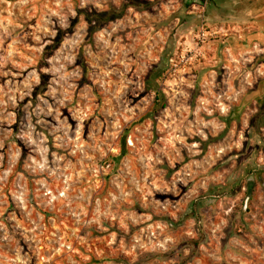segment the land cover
Instances as JSON below:
<instances>
[{"label":"rangeland","instance_id":"rangeland-1","mask_svg":"<svg viewBox=\"0 0 264 264\" xmlns=\"http://www.w3.org/2000/svg\"><path fill=\"white\" fill-rule=\"evenodd\" d=\"M161 3L167 0H128L122 5L123 14L109 20V12L93 9L91 19L85 16V22L95 21L87 31L95 36L110 29L114 18L123 19L130 8L156 17ZM176 3L178 7L168 20L154 25L155 32L139 37L133 34L134 51L159 43L160 59L143 66L144 90L138 96L124 89L126 101H133L126 104L124 121L113 122L109 128L102 114L93 113L84 122L87 127L83 135L74 137L81 149L91 140L97 146L95 154L72 158V171L62 181L50 178L44 183L42 176L24 174L28 149L22 142L17 141L21 148L18 158L5 156L0 169V238L5 235L2 229H6L9 240L0 245V264H179L180 256L189 255V245L185 243L198 237L206 243L198 248L202 258L192 264H214L217 261L211 253L220 252L225 238L222 233L228 227L232 229L230 235L236 236L253 230V226L248 232L241 226L236 228L234 221L246 216V221L254 222L255 227L264 221V214H259L264 201L257 195L264 183V162L260 144L252 143L254 138L264 142V130L249 136V111L238 118L229 115L250 90L249 84L263 76L264 52L256 49L252 58L248 51L235 50L230 45L237 42L244 48L247 26L244 21H225L230 16L227 11L234 6L242 10L234 0ZM0 5L6 6V0H0ZM220 12L221 17L216 15ZM34 15L30 23L38 26L40 22ZM96 15L103 18L98 20ZM4 16L6 13L0 15V21ZM78 26L77 18L71 28L72 37ZM169 27L171 31L165 39L162 29ZM17 39L23 36L18 34ZM110 43L116 45L117 40L111 39ZM129 43L119 41L120 50ZM152 54L149 52V59ZM83 55V51L78 53L77 64L87 63L81 60ZM129 77L134 82L141 79L132 72ZM107 83L111 88L116 82ZM116 91L121 94L120 87ZM94 103L100 105L103 101ZM61 115H70V109L63 108ZM97 120L102 126L94 136ZM69 124L74 130L75 119ZM3 127L18 131L15 123ZM3 151L8 152L7 144ZM53 152L54 147L49 148V161ZM240 153L255 155L259 165L245 168L247 184L251 179L252 183L256 181V187L248 192L247 186L243 194L239 181L222 187L225 178L220 175L228 167L222 161L236 158L238 167L243 164ZM158 155L163 160L154 164ZM196 180L201 181L200 185ZM41 189L50 203L40 202ZM65 189L64 196L51 199ZM180 189L183 191L177 194ZM221 209L228 225L210 231L220 224ZM165 240L168 243L159 247Z\"/></svg>","mask_w":264,"mask_h":264},{"label":"clouds","instance_id":"clouds-1","mask_svg":"<svg viewBox=\"0 0 264 264\" xmlns=\"http://www.w3.org/2000/svg\"><path fill=\"white\" fill-rule=\"evenodd\" d=\"M127 2L128 0H11L9 3L6 0V6L0 5V15L6 13L0 21V169L4 166L6 155L14 158L21 155V148L17 147V141H20L28 149L27 159L23 161L26 176H42L44 179L41 183L50 178L62 181L66 173L72 171V158L84 159L89 153L95 154L97 146L91 140L81 149L80 142L74 139L77 135H83L87 127L84 122L89 116L93 113L102 114L105 126L109 128L113 122L124 121L127 116L126 104L133 102L126 101L124 89L130 90L133 97L138 96L139 92L144 90L143 66L151 65L160 59L159 43L149 49L134 51L133 34L137 37L150 35L156 31L154 25L168 20L171 12L178 7L176 0H167L166 4H160L156 17L148 16L144 12L137 13L134 8H130L123 19L114 18L110 29L99 31L95 36L87 31L95 24L94 20L91 24L85 22V16L91 19L93 9L100 13H119L123 10L122 5ZM155 2L156 0H149V3ZM234 3L242 5L240 15L246 20L264 16V0H234ZM89 5L92 7H88ZM78 10L85 11L81 13ZM33 15L40 22L38 26L30 23ZM77 18L79 26L72 37L71 28ZM126 29L132 31H125ZM137 29H140V32H137ZM170 31V27L162 29L165 39ZM18 34L23 36V39L18 40ZM85 36L89 39L85 40ZM111 39H116L117 44H111ZM121 40L131 42L123 51L119 48ZM61 41L62 47L59 46ZM81 51L84 54L81 60H87L86 64L76 63ZM149 52L153 53L150 59ZM130 72L134 77L141 79L134 82L129 77ZM85 73L88 74L87 78H84ZM109 80L116 82L111 88L107 83ZM118 87L121 88L120 95H117ZM77 89L80 91L77 92ZM96 100L103 103L96 105ZM65 107L70 109V115L62 116L61 110ZM72 119L76 121L74 130L69 124ZM13 123L18 125V131L3 127ZM94 123L95 136L102 125L99 120ZM252 143L260 144L264 162V142L261 138H254ZM6 144L7 153L3 151ZM52 147L53 159L49 161V148ZM105 150H108L107 146ZM224 151L227 153V146ZM238 155L243 158V164L239 167L236 158L222 161L228 164V167L220 173L225 178L221 186L239 181L243 194V190L248 186L245 168L259 165L255 155ZM162 160L163 156L158 155L154 164L161 163ZM62 164L68 167H62ZM200 183V180H196L197 185ZM179 191L183 190H178L177 194ZM41 192L40 202L50 203L43 195L44 189H41ZM66 193L67 189L51 199L58 200ZM220 215V224L214 225L210 231H214L216 227L223 229L228 225V221L223 218L226 216L223 209ZM15 227L16 225H13V228ZM2 230L5 235L0 238V245L9 240L6 229ZM231 231L228 227V231L222 235L229 244L237 238L243 240L241 247L245 249L246 254L236 250L235 255L227 257L229 264L233 260L242 261V264H256L255 254L264 253V239H257L264 238V227L254 226L251 234L246 233L240 237L230 235ZM167 243L165 240L158 246L163 248ZM211 255L216 261L225 258L216 252ZM261 264H264V258Z\"/></svg>","mask_w":264,"mask_h":264},{"label":"crops","instance_id":"crops-1","mask_svg":"<svg viewBox=\"0 0 264 264\" xmlns=\"http://www.w3.org/2000/svg\"><path fill=\"white\" fill-rule=\"evenodd\" d=\"M228 1H230V0H228ZM238 8L239 7L234 6V9H231L230 11H227V12L232 13L236 16L240 15ZM217 9H220V8H217ZM216 15H219V17H221L223 15V13H221V12L216 13ZM228 17H230V16H228ZM232 22H234V21H232ZM244 22L247 23V26L244 30V32H246V33H244V42H245L243 44L244 48H241L237 42H232L231 44L230 43H228V44H230L233 47V49H235V50L243 49L242 51H248L247 54L252 56V58H253L252 51L254 52V50H256V49H262V52H264V16H259V17H255V18H248L247 20H244ZM252 36H254V39L250 38ZM239 37H241L240 34H239ZM233 38L235 39L236 36H234ZM252 58H250V60ZM252 61H253V59H252ZM255 194H256V189L254 190L253 195L255 196ZM257 195L261 200L264 201V190L263 189H261V190L257 189ZM252 201L255 202L254 197L252 198ZM249 212H251V211L249 210ZM259 214L260 215L264 214V207H262V209L259 210ZM244 217H246V216H243L242 220L234 221V225L236 228H239L241 226L243 229H245V231L248 232V230H252V226L254 227V225H253L254 222L252 223L249 220L246 221V219ZM258 224H259L258 227H264V221L258 222ZM232 236H236V234H234ZM237 237H240V236H237ZM257 239H263V238L257 237ZM222 243H223V246L221 247L220 252L218 254L221 255L222 257H225V258L221 259L220 261H217V263H214V264H229L227 257L229 255H235L236 250H239L240 252L246 254L245 249L241 247V245L244 243V241L239 239V238L233 240L231 244H229L228 241L224 238ZM201 258H202V255H201V253H199L197 256H195V258L192 261L188 262L187 264H192L196 260H200ZM262 258H264L263 254H261V253L255 254L256 264H261ZM231 264H242V261L233 260L231 262Z\"/></svg>","mask_w":264,"mask_h":264},{"label":"flooded vegetation","instance_id":"flooded-vegetation-1","mask_svg":"<svg viewBox=\"0 0 264 264\" xmlns=\"http://www.w3.org/2000/svg\"><path fill=\"white\" fill-rule=\"evenodd\" d=\"M246 20L239 15L230 13V17H227L225 21L241 22ZM250 90L240 100L239 105L233 111H229L230 114H234L235 118L243 115L246 111L250 112L247 127L249 136L255 134L257 131L264 130V74L262 77L256 79L254 84H249ZM257 94L255 99L250 98L251 95ZM262 179V178H261ZM256 187V181L252 183L251 179L248 181V192H251V187ZM264 190V183L261 184Z\"/></svg>","mask_w":264,"mask_h":264},{"label":"trees","instance_id":"trees-1","mask_svg":"<svg viewBox=\"0 0 264 264\" xmlns=\"http://www.w3.org/2000/svg\"><path fill=\"white\" fill-rule=\"evenodd\" d=\"M123 12H124V9L121 11V12H119V13H117V12H109L107 15H106V18L109 20V19H111L112 17H119V16H121L122 14H123ZM95 18H97L98 20H100V19H102L103 17H100V16H98V15H96L95 16ZM158 100V98L156 97L155 98V101H157ZM241 220V219H240ZM171 224V223H170ZM206 243V241L204 240V239H202V238H200V237H198L196 240H192L191 242H189V243H185V245L184 246H187V245H189V246H187L188 247V249H190V251H189V255L187 256V257H185V256H180V261H179V264H187L188 262H190V261H192L194 258H195V256H197L198 255V248L202 245V244H205Z\"/></svg>","mask_w":264,"mask_h":264},{"label":"water","instance_id":"water-1","mask_svg":"<svg viewBox=\"0 0 264 264\" xmlns=\"http://www.w3.org/2000/svg\"><path fill=\"white\" fill-rule=\"evenodd\" d=\"M250 38H253V39H254V36H252V37H250ZM256 96H257V94H253V95H251V97H250V98H252V99H255V98H256Z\"/></svg>","mask_w":264,"mask_h":264},{"label":"built area","instance_id":"built-area-1","mask_svg":"<svg viewBox=\"0 0 264 264\" xmlns=\"http://www.w3.org/2000/svg\"><path fill=\"white\" fill-rule=\"evenodd\" d=\"M206 2H207V0H206Z\"/></svg>","mask_w":264,"mask_h":264}]
</instances>
